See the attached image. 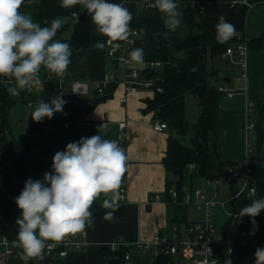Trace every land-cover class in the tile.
<instances>
[{
  "label": "crops",
  "instance_id": "0c3cea01",
  "mask_svg": "<svg viewBox=\"0 0 264 264\" xmlns=\"http://www.w3.org/2000/svg\"><path fill=\"white\" fill-rule=\"evenodd\" d=\"M36 1L38 0H33L32 3ZM117 1H123L124 7L132 14L129 27L139 28L143 31L142 35L133 40L131 51L134 48H143L144 63L142 66L132 64L128 74L136 71L140 74L141 79H145L143 71L148 69L154 70L155 78L160 79L156 77L155 70L162 66L150 69L147 67V63L156 55L157 45L165 43L168 37L167 34L165 35L167 27L163 21L146 15L140 0H108V2L114 3ZM176 1L181 3L190 1L203 5V12L212 14L208 0ZM248 1L228 0L220 3L219 8L226 21L235 26L238 33L236 37L242 38L240 43L247 46L250 39L262 37L263 46L260 49L247 48L243 78H241V71L236 64L239 60L236 51H233L231 56L213 55L221 60L229 59L228 62L237 68L239 74L236 76V71L229 66L207 70V85L216 89L226 88L231 91L232 96L227 97L223 94L219 98L215 130L208 132L205 148L210 163L215 164L219 161L232 163L237 170H243L247 149L249 145L251 146L253 166L255 167L253 184L256 187L253 201L264 198V3H259L252 9H248L245 5ZM30 7L28 0H25L20 11L26 14ZM103 40L104 36L96 32L91 20L88 46L71 48V63L65 76L63 78L55 77L58 81V95H62V99L67 103L62 112L55 113L51 119L43 122L31 134V142L36 146L32 155L43 161L41 171L31 179L42 180L46 172H51L54 154L57 151L65 150L68 143L75 142L77 138L100 134L105 139L120 138V144L124 146L126 171L123 178L126 198L124 201H114L113 203L116 205L114 208L102 207L103 200L111 199L110 195L102 194L93 203L90 211L94 223L91 227L79 232V238L86 242L84 251L80 253V262L52 261L48 264H136V261L139 264H149L151 259L154 260L153 264H162V262H165L164 264H180L177 257L164 259L155 251L135 256L132 263L123 258L127 246L139 241H150L157 234L172 238L177 231L181 237L185 236L186 225L196 220L188 219L187 208L189 205H186V222L179 225L174 224L169 220L168 205L161 199L165 193L166 182L172 183L176 177L167 173L162 163L169 133L155 131L152 128V123L155 122L153 112L144 111L146 100L151 99L154 93L149 90L125 93L120 84H115L112 95L107 99L97 100L93 94L94 84L105 80L113 71L112 63L105 56V49L100 50L93 47L97 41L103 43ZM236 44L239 43H232L230 47L234 48ZM220 74H222L224 83H221L220 80L215 83L209 81V77L214 79ZM227 74L234 80L227 77ZM75 81L87 84L89 88L87 95L72 93L71 83ZM6 93L14 104V99L7 91ZM20 94L23 102V91ZM40 94V92L36 93L35 100L24 102L21 121H24L25 126L18 138L24 135L29 124L35 123L29 116L33 111L32 106L38 105L37 99ZM1 97L0 93V100ZM122 97H124V102L119 100ZM94 101H96L94 105L90 106ZM196 101L198 111L195 117L198 119L201 111L198 98ZM249 104H251L250 117L245 113ZM185 118L190 123L186 103ZM249 118L255 124L250 135L246 130ZM120 123H125L123 129L119 128ZM103 124L107 125L106 130L100 129ZM40 133L44 134V138L37 137V134ZM49 136L53 138L52 145L48 144ZM11 137L14 136L11 134ZM182 137L177 136L179 141ZM37 153L42 159L36 157ZM20 167L21 159L18 151L7 144L0 135V195L4 197L0 200V235L7 237L12 248V252L7 254L5 248L0 244V264H25L19 255L21 249L13 247L12 244L18 232L15 222L20 216L15 198L20 195L26 181L17 180ZM197 170L196 164H189L185 167L182 175V190L184 194L205 193L207 198L216 202L214 207L219 206L218 208L223 213L225 220L216 228L215 233L217 249L223 256L221 264H226L227 260H231V264H255V260L244 261V251L257 241H264V210L254 218L255 223L252 222L253 218L248 216L231 218L232 200L240 180L232 179L233 182H231L225 179L207 182L195 176ZM225 181L229 183L232 192L227 193V203L215 194L220 193L217 185ZM208 193H214L215 198L209 196ZM154 195H158L159 199L149 202ZM220 196L225 197L226 193H221ZM190 205L196 208L194 204ZM197 210L203 214L202 210ZM108 212L113 214L108 216ZM247 222L250 223V226L257 224L260 226L258 228L248 227L251 230L245 233L243 225ZM229 224L234 230L233 234L223 231V228ZM228 246L231 247L230 254L226 253ZM260 248H264V246ZM29 262L43 264V258L31 259L27 264Z\"/></svg>",
  "mask_w": 264,
  "mask_h": 264
},
{
  "label": "clouds",
  "instance_id": "9594fccd",
  "mask_svg": "<svg viewBox=\"0 0 264 264\" xmlns=\"http://www.w3.org/2000/svg\"><path fill=\"white\" fill-rule=\"evenodd\" d=\"M33 0H28L31 4ZM25 0H0V83H4L11 96L42 85L41 70L49 77L63 78L71 63V45L56 39L63 19L56 17L35 22L31 15L20 11ZM81 5L91 16L98 34L113 42L125 41L131 35L129 27L131 12L122 4L108 0H61L60 7L69 9ZM162 14L164 25L169 29L178 27L182 13L175 0H155L152 5ZM218 43H226L238 35L235 26L221 16L216 24ZM166 35V33H165ZM94 48L102 50L105 44L97 41ZM129 63L142 66L144 49L134 48L129 53ZM67 101L62 95L46 102L41 100L31 113L34 122L51 119L62 112ZM100 129L106 130L103 124ZM126 154L120 138L105 139L100 134L82 137L77 142L57 151L52 159V171L46 172L42 180L31 178L25 181L20 195L15 198L20 216L16 220L18 232L12 242L21 249V260L27 264L31 259L43 258L45 247L59 243L68 235L76 234L94 223L90 211L93 203L102 195V207L114 208L113 203L120 195L122 177L126 170ZM264 210V198L253 200L240 211V217H255ZM113 213L108 212L111 216ZM255 264H264V248L256 249ZM226 264H231L227 260Z\"/></svg>",
  "mask_w": 264,
  "mask_h": 264
},
{
  "label": "trees",
  "instance_id": "16d2710c",
  "mask_svg": "<svg viewBox=\"0 0 264 264\" xmlns=\"http://www.w3.org/2000/svg\"><path fill=\"white\" fill-rule=\"evenodd\" d=\"M153 3L155 0H150ZM228 0H208V4L212 14L199 11V4L193 2H177L179 11L182 13L180 17L182 22L188 28V34L182 38L173 36L167 37L164 44L157 45L156 55L151 61H160L162 63L163 76L160 79L155 78L154 70H144L143 78L153 82L154 87H160L161 92H154L151 99L146 100V112H153L154 121H160L166 124L169 133L166 139V152L162 159V163L167 173L176 177L174 182H166V189L161 199L169 207V220L176 225L185 223V215L187 206L182 204L184 195L182 190V175L185 167L189 164H196L198 167L196 177L202 178L207 182L232 178L227 172L228 167H233L232 163L217 162L212 164L208 161L206 155V139L208 132L215 130V117L218 112V100L223 95L218 89L207 85L208 72L206 69L205 58L207 52L211 55L223 54L232 43H240L241 37H235L226 43H218L216 36V24L219 18L223 16L219 4ZM259 0H249V2H257ZM61 0H38L31 3L30 6L35 17V21L41 26L45 25V21H51L56 17L62 18L63 25L56 34V39L67 42L71 48H85L88 46L89 34L91 30V16L87 10L81 5L64 9L60 7ZM114 3V2H109ZM145 14L162 20V14L155 8L145 9ZM76 13L77 17L72 18V14ZM196 29L197 32H192ZM68 31L66 37L63 36ZM250 44H253L250 46ZM263 46L262 37L250 39L247 48L260 49ZM3 78V77H0ZM115 87L114 83L106 86L101 94L95 89L93 94L97 100H104L112 95ZM6 86L0 83V135L4 141L18 151L21 159V167L17 173L18 181H25L32 178L36 173L41 171L43 161L35 158L32 151L36 148L31 142V134L43 122L31 123L27 126L25 133L20 138L11 137L10 124L8 120L9 111L13 105L12 100L7 96ZM58 81L52 76L43 85L42 92L38 97V103L41 100L46 102L51 98L58 96ZM195 94L198 98V105L201 112L197 121L194 123V135L189 138V145L182 144L177 136L186 135L189 123L185 118V96ZM23 102H31L35 100L33 95L25 96L23 94ZM96 101L92 102L93 106ZM121 147L124 146L121 144ZM254 165V164H253ZM252 169V181L253 172ZM1 179V175H0ZM254 182V181H253ZM176 193V197H172L170 191ZM4 197L0 195V200ZM152 201V198L149 202ZM252 202L251 198L240 196L232 200V213L236 217H240L241 209ZM260 225H251L247 222L243 225L244 232L251 230L250 228H258ZM248 227H250L248 229ZM264 246V241H257L248 246L244 251V261L255 260L256 249ZM80 253L70 256L64 261L66 263L80 262ZM223 256L221 255V262ZM32 264V263H28ZM136 264L139 262L136 261Z\"/></svg>",
  "mask_w": 264,
  "mask_h": 264
},
{
  "label": "built area",
  "instance_id": "2783aa9c",
  "mask_svg": "<svg viewBox=\"0 0 264 264\" xmlns=\"http://www.w3.org/2000/svg\"><path fill=\"white\" fill-rule=\"evenodd\" d=\"M259 3H264V0H259L257 2L248 1L245 3V5L248 9H252ZM114 4H122L124 6L123 1H117ZM140 4L142 5V7H144V9L154 8L152 7L154 3L150 0H140ZM203 10V5H199V11L203 12ZM76 17V13H73L72 18ZM130 29L131 35L127 40L113 42L119 45V47L115 49L112 47V44L107 42V38L104 37L103 43L105 44V56L112 63L113 71H111V73L105 80L94 84L93 89H95L99 94H101L102 90L110 83L118 85L120 84L123 87L125 93L140 90H149L153 93L161 92V88L154 87L153 82L146 79H141V76L138 72L132 71L131 74H128L130 66L132 65V63H129V53L131 52L132 41L136 37L143 34V31L139 28ZM168 30H170L171 32H175V28H168ZM233 51H236L239 57V60L236 62V64L239 66V69L241 71V78H243L247 47L244 43L236 44L234 48H227L222 56H231ZM160 66H162V63L160 61H149L147 63V67H149L150 69H154ZM40 76L43 80L42 85L31 90L23 91V94L25 96L33 95L34 97H36V93L42 92L44 83L49 80V74L46 72V70L42 69ZM3 79L4 78H0V80ZM71 91L73 94L82 95L86 94L89 91V88L85 83L75 81L71 83ZM218 91L222 92L227 97L232 96L231 91L227 90L226 88H218ZM119 100L120 102H124V97L120 98ZM245 113L250 117L251 104L248 105ZM124 127L125 123L119 124L120 129H123ZM254 127L255 124L249 118L246 124V130L249 135L253 131ZM152 128L157 132L167 130L166 124L160 121L153 122ZM251 152L252 149L249 145L244 161L243 170H237L234 167L227 168V172L230 174L232 179L240 180L238 186L235 189L233 199H237L242 195L252 199L256 194V187L252 181L251 166L254 164V159ZM119 191L120 195L115 201H124L126 198V189L123 177ZM170 194L172 197H176L175 191L171 190ZM158 199V195H154L152 197V200ZM182 204H194L197 209L202 210L203 212L202 216L198 220L186 225L184 229L185 236L181 237V235L177 231H175L172 238H166L157 234L150 241L136 242L133 245L126 247V250L123 254L124 260L132 263L135 256L155 251L165 259H172V257H177L180 260V264H221V254L217 249L215 242L216 227L214 226L211 217V211L216 202L212 199L207 198L205 193L200 192L195 195H192L191 193H185L182 197ZM230 217L236 218V215L231 213ZM223 231L225 233L231 234H233L234 232L230 224L225 226L223 228ZM46 243L53 246L45 247L43 258L49 257L53 261L66 260L76 253L83 252L86 246V242L79 238V232L76 234L68 235L63 241L59 243H56L54 241H48ZM0 244L5 248V253L9 254L12 252L10 242L6 236L0 235ZM226 253H231V247L228 246L226 248Z\"/></svg>",
  "mask_w": 264,
  "mask_h": 264
},
{
  "label": "rangeland",
  "instance_id": "374dc122",
  "mask_svg": "<svg viewBox=\"0 0 264 264\" xmlns=\"http://www.w3.org/2000/svg\"><path fill=\"white\" fill-rule=\"evenodd\" d=\"M31 9L32 8L30 7L28 9V11H26V14L31 15L32 18H33V20L35 21V18L33 17V13H32V10ZM141 9H143V8L141 7ZM192 32L193 33L194 32H197V30L196 29H193ZM166 34L168 35V37L173 36L175 38L182 39V38H184L188 34V28H187V26L181 20L180 25L175 28V32H171L167 28ZM67 35H68V31L65 34H63L64 37H66ZM132 43H133V41H132ZM131 48H132V44H131ZM228 60L229 59H227V60H224V59L221 60L219 57L212 56L210 52H207L206 58H205L206 68H207V70H210V69L211 70L212 69L216 70L215 68H219L221 66H224V67L229 66V67H232L236 71V76H237L239 74V72L237 71V68L234 67V66H231L230 63L228 62ZM155 71H156V77L157 78H162V76H163V70H162V68H157ZM228 75L229 74H227V77L231 78V80L233 81L234 79H232V77L230 75L229 76ZM210 80L213 83H215L218 80H220L221 83H224L222 74L218 75L214 79H210V77H209V81ZM11 97H12V99H14V104H13V106H12L10 112H9L8 120H9V123H10V129H11L12 136H14V138H18L20 136V134H22L21 132L23 131V128L25 126V124L23 123L24 121H21V112H22V108H24V102H22L21 94L19 96H11ZM196 100H197V96H195V94H190V95L185 96V103H186L187 113H188V117H189L190 123H189V128H188V131H187L186 135H184L181 138V140H180V142L182 144H184V145H189V138L194 135L193 124H194L195 120H197L196 119L197 117H195L196 116L195 114L198 111V108H197L198 106L196 104L197 103ZM36 106L37 105L34 104L31 109L34 110ZM195 109H197V110H195ZM200 111H201V109H200ZM29 117H31V116H29ZM41 131H43V130H41ZM43 135L40 133V134H37V137L39 139L40 138H44ZM48 140H49L48 144L49 145H52L53 138L51 136H49ZM79 140L80 139L77 138V139H75V142H77ZM37 154H38V156H36V157L39 158L40 157L39 156V153H37ZM217 187H218V190H219L220 193H215V194L217 195V197L219 199L225 200L226 203H227V193H232L231 192V187L229 186V183L226 182V181L225 182H220L217 185ZM221 193H226V196L225 197H221L220 196ZM208 195L214 197V193H208ZM218 207L216 206V207L212 208V211H211V217H212L214 226L216 228L225 220V217H223V213H221L220 208H218ZM201 214L202 213L200 211H198L192 205H189L188 206V208H187V217H188V219H190V220H198L199 219V216H201ZM153 262H154V260L151 259L149 264H153ZM164 263L162 262V264H164Z\"/></svg>",
  "mask_w": 264,
  "mask_h": 264
},
{
  "label": "water",
  "instance_id": "95a60500",
  "mask_svg": "<svg viewBox=\"0 0 264 264\" xmlns=\"http://www.w3.org/2000/svg\"><path fill=\"white\" fill-rule=\"evenodd\" d=\"M53 260L51 259V258H49V257H45V258H43V264H48V263H50V262H52Z\"/></svg>",
  "mask_w": 264,
  "mask_h": 264
},
{
  "label": "bare ground",
  "instance_id": "6f19581e",
  "mask_svg": "<svg viewBox=\"0 0 264 264\" xmlns=\"http://www.w3.org/2000/svg\"><path fill=\"white\" fill-rule=\"evenodd\" d=\"M247 47V46H246ZM87 85V84H86ZM88 87V86H87ZM88 94V92L86 93V94H82V95H87Z\"/></svg>",
  "mask_w": 264,
  "mask_h": 264
}]
</instances>
